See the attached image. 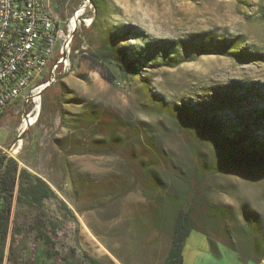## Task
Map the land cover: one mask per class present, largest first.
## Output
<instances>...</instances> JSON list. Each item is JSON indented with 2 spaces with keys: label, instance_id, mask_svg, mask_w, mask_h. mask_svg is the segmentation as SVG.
<instances>
[{
  "label": "rangeland",
  "instance_id": "rangeland-1",
  "mask_svg": "<svg viewBox=\"0 0 264 264\" xmlns=\"http://www.w3.org/2000/svg\"><path fill=\"white\" fill-rule=\"evenodd\" d=\"M47 2L63 21L78 17L73 47L79 53L70 73L41 94L37 113L33 100L19 101L1 118L0 147L18 151L19 168L53 192L36 205L17 199L16 186L2 264H164L185 202L199 229L208 214L229 210L228 226L247 227L264 242V163L235 161L238 151L224 139L246 111L264 106L255 96L264 94V59L248 64L216 54L225 41H242L240 48L264 57V0ZM110 45L138 66L130 83L117 68L108 83L90 61ZM242 86L254 88L248 101L218 112L223 123L208 133L203 116L217 102L211 98L231 89L240 96ZM29 119L35 124L23 131ZM117 120L131 142L126 151L101 144ZM196 165L219 171L194 187ZM149 168L156 182L144 174ZM227 220L216 214L218 232L209 231L221 259L205 255L210 238L192 232L186 258L190 250L204 253L192 264H239L220 235Z\"/></svg>",
  "mask_w": 264,
  "mask_h": 264
},
{
  "label": "trees",
  "instance_id": "trees-1",
  "mask_svg": "<svg viewBox=\"0 0 264 264\" xmlns=\"http://www.w3.org/2000/svg\"><path fill=\"white\" fill-rule=\"evenodd\" d=\"M94 3V8L97 13L100 12L101 5L97 2ZM60 8V7H59ZM55 11H59L58 7L54 8ZM94 21L92 22L93 25ZM242 41L237 42H227L224 43V48H221L216 53L220 56H227L233 58L235 61L240 63H254L264 59V57L259 53H250L248 50L240 48ZM77 47V46H76ZM73 47V51H76L77 48ZM231 49L233 52H228ZM89 59L92 63L97 65V68L100 70L101 76L110 84L114 83L115 76L111 73V68L116 69L124 82L130 83L139 75V68L129 59L128 54L125 50L121 48H116L114 46H104L101 54L91 55ZM242 94H232L235 90L220 92L211 99L217 102H211L205 111L208 115L203 116L205 122V128L210 133L216 127L220 128L223 123L222 118L218 117V112H222L225 109H230V106L233 103L239 104L241 101H248V97L251 91L254 88L242 86ZM225 94V97H223ZM221 96V97H220ZM255 96L264 100V94L262 92L257 93ZM220 98V100H219ZM245 115L241 116L238 120L240 121V127L236 130L234 135H227L228 138H224L226 143L230 148L236 149L238 151L233 155L237 162H242L249 165H256L264 163V106H257L251 108L249 111L244 113ZM197 118L198 115H197ZM251 119V122L249 120ZM117 125L115 130H107L110 133L105 137L101 144L104 147L109 149H118L126 151L128 144L131 142L128 141V136L125 132L126 125L123 121L117 120ZM260 126V129L257 127ZM119 130L122 135L117 133ZM138 138H135L132 141H136ZM102 145V146H103ZM100 148H104V147ZM193 152H195L197 157V150L195 147H192ZM72 153V154H71ZM78 151L74 153L77 155ZM66 155V156H65ZM64 159L68 155L65 154ZM70 155H73V152H70ZM153 164V161H151ZM219 169L212 168L211 170L204 171L199 166H195V171L193 174V179L196 182L193 186L196 187L200 184V180L204 179L206 175L217 174ZM145 175H150L151 180H157L154 172L152 173L151 168L144 172ZM18 185V196L17 199L21 200L24 197L29 203L42 205L45 199H48L53 196V192L50 187L42 181L40 178L32 176L26 169H20L18 162L13 159L7 158L6 155L0 154V246H4L6 239L9 233L10 218H11V209L13 204V198L15 193V188ZM191 189V188H190ZM171 202H175L171 200ZM174 204V203H173ZM178 204L175 202V205ZM185 202L176 214L173 224V236L171 241V246L167 255V258L164 264H179L182 261L183 251L186 245L187 240L193 231H200L210 238V245L212 248L214 244L212 242L210 232H218V229L212 223L211 219L213 216H226L227 221L222 226L221 236L224 237L226 246L234 251L242 262L255 261L257 263H262L264 261V242H261L255 237H253L251 231L240 224L236 226H228L229 220L234 219L231 211L227 210L226 212L222 210H217L208 214V216L200 221V229L197 227L196 223L192 217V208H183L186 206ZM66 207V206H64ZM207 224V227L204 225ZM221 232V231H219ZM86 258H88L86 256ZM3 262V256L0 255V264ZM90 264H100L98 261L89 259Z\"/></svg>",
  "mask_w": 264,
  "mask_h": 264
},
{
  "label": "built area",
  "instance_id": "built-area-1",
  "mask_svg": "<svg viewBox=\"0 0 264 264\" xmlns=\"http://www.w3.org/2000/svg\"><path fill=\"white\" fill-rule=\"evenodd\" d=\"M76 19L61 20L47 0H0V121L9 106L35 103L57 76L70 73L79 53L73 51ZM18 153L0 147L16 162Z\"/></svg>",
  "mask_w": 264,
  "mask_h": 264
},
{
  "label": "crops",
  "instance_id": "crops-1",
  "mask_svg": "<svg viewBox=\"0 0 264 264\" xmlns=\"http://www.w3.org/2000/svg\"><path fill=\"white\" fill-rule=\"evenodd\" d=\"M191 236H192V234L190 235V237H189V239L187 240V242H186V245H185V248H184V251H183V257H182V264H192V262L195 260V258H197V257H201L202 255H204V253H205V255H210L209 253H211L212 255H210V256H213L214 258H217V259H221V255H220V252H219V250H218V245H214V247L212 248V245H210V247L209 248H207L205 251H204V253H200V252H198V253H196V254H199L198 256L195 254V252H192L191 250H190V254H193V255H189V257H187L186 258V252L187 251H189L188 250V245H189V241H190V239H191ZM208 241H209V244H210V240L208 239ZM232 251V250H231ZM234 252V251H233ZM235 253V252H234ZM237 255V254H236ZM238 256V255H237ZM238 260H239V264H248L249 262H251V261H248V262H242L241 261V259L239 258V256H238ZM197 261V260H196Z\"/></svg>",
  "mask_w": 264,
  "mask_h": 264
},
{
  "label": "bare ground",
  "instance_id": "bare-ground-1",
  "mask_svg": "<svg viewBox=\"0 0 264 264\" xmlns=\"http://www.w3.org/2000/svg\"><path fill=\"white\" fill-rule=\"evenodd\" d=\"M79 14V13H78ZM40 98L39 97H36V100H35V105L37 106L36 109H35V112L37 113L38 110L40 109L39 108V105H40ZM32 124V125H31ZM34 124V120L32 119L30 122L29 121H25L23 127H22V130L23 131H26L30 126H33Z\"/></svg>",
  "mask_w": 264,
  "mask_h": 264
},
{
  "label": "water",
  "instance_id": "water-1",
  "mask_svg": "<svg viewBox=\"0 0 264 264\" xmlns=\"http://www.w3.org/2000/svg\"><path fill=\"white\" fill-rule=\"evenodd\" d=\"M179 264H182V261H180Z\"/></svg>",
  "mask_w": 264,
  "mask_h": 264
}]
</instances>
